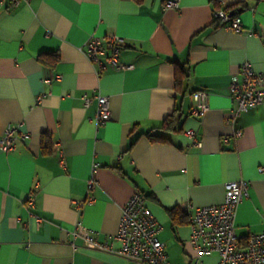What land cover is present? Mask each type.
Wrapping results in <instances>:
<instances>
[{"label":"crops","instance_id":"0c3cea01","mask_svg":"<svg viewBox=\"0 0 264 264\" xmlns=\"http://www.w3.org/2000/svg\"><path fill=\"white\" fill-rule=\"evenodd\" d=\"M167 1L0 5V134L16 126L15 147L0 150V264H139L84 241L88 230L100 243L114 235L135 191L161 226L157 237L171 264L191 263L196 251L188 221L174 223L167 210L187 215L189 207L218 204L226 181L249 182L234 217L239 243L264 230V171L257 170L264 166V101L224 121L238 65L248 61L264 74V0H178L175 8ZM217 6L237 15L243 31L220 26ZM109 33L124 39L119 60L129 67L97 75L79 47L91 34ZM198 89L208 93L201 119L190 114ZM97 95L107 98L110 113L100 125L93 119ZM173 112L175 130L159 129ZM150 130L165 140L150 141ZM89 178L96 181L90 191ZM88 196L79 209L72 204ZM31 215L40 218L37 226ZM217 261L210 253L199 264Z\"/></svg>","mask_w":264,"mask_h":264},{"label":"built area","instance_id":"2783aa9c","mask_svg":"<svg viewBox=\"0 0 264 264\" xmlns=\"http://www.w3.org/2000/svg\"><path fill=\"white\" fill-rule=\"evenodd\" d=\"M178 0H168L167 8L177 7ZM26 0H0V5L17 7ZM220 4L221 0H217ZM213 17L218 24L227 30L241 32L240 18L230 15L223 7L213 9ZM250 34V31H247ZM125 46L123 38L116 34H91L79 47L81 53L93 64L94 72L99 75L102 71L111 69L115 71L127 69L129 66L120 62L119 54ZM229 94L234 107L230 115L224 117L226 123H231L234 116L245 112L264 101V74L255 72L248 61L238 65L236 75L231 78ZM192 105L190 114L201 119L208 110V93L198 89L191 93ZM88 100L85 98V103ZM107 98L102 95L96 97V110L94 121L103 124L110 118ZM16 126H6L0 134V150L7 152L15 147ZM185 135L191 142L200 146L194 129H186ZM241 135V130L233 132L234 137ZM53 149L61 155L59 143H54ZM264 171V166L257 168ZM96 186V181L89 178L86 187L90 191ZM249 182L246 179L226 181L223 185L222 201L214 205L189 207L187 210L188 225L190 229L189 241L196 251V257L189 264H199L204 255L215 253L217 264H264V230L250 234L243 245L234 231L235 211L240 201L247 196ZM90 197L73 200L72 204L79 209ZM25 206L31 210L34 207L33 191L26 199ZM37 226L41 220L31 215ZM80 223L76 224V227ZM161 226L153 217L147 207L146 200L141 193L133 192L120 209L117 230L114 235L100 243L94 237V232L88 230L84 241L91 247H100L113 252L139 264H171L167 258L164 244L158 239L157 233ZM75 234L73 233V236ZM112 241L117 243L112 246Z\"/></svg>","mask_w":264,"mask_h":264},{"label":"trees","instance_id":"16d2710c","mask_svg":"<svg viewBox=\"0 0 264 264\" xmlns=\"http://www.w3.org/2000/svg\"><path fill=\"white\" fill-rule=\"evenodd\" d=\"M238 5H245V3H239ZM41 57V54L39 55V59ZM175 64V63H174ZM182 70L183 67H179L175 64V70ZM176 80V78H175ZM178 83V81H177ZM178 120V117L175 116L174 112L167 115L160 123L159 125V129L161 130H165V131H172L175 130V123ZM145 136L150 140V141H161V140H165V137L163 135L160 134H156L154 133L152 130L148 131L145 133ZM134 138H131L129 141V145L133 144ZM47 148V142L43 139L42 142V149L43 152H45ZM142 195V194H141ZM143 196V195H142ZM143 198L145 199V197L143 196ZM146 200V199H145ZM167 214L169 215L170 219L174 222V223H185L188 221L187 215L186 213H183L181 211H179L176 208H172L167 210Z\"/></svg>","mask_w":264,"mask_h":264}]
</instances>
